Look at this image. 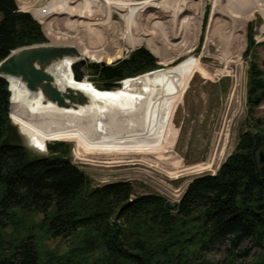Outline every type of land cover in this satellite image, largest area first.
Instances as JSON below:
<instances>
[{
    "label": "trees",
    "instance_id": "obj_1",
    "mask_svg": "<svg viewBox=\"0 0 264 264\" xmlns=\"http://www.w3.org/2000/svg\"><path fill=\"white\" fill-rule=\"evenodd\" d=\"M0 14V62L18 48L48 42L41 24L15 0H0ZM249 28L247 51L255 45L253 25ZM250 66L249 94L255 95L264 91V71L256 63ZM90 68L98 80L95 87L107 91L161 69L144 47ZM10 99L9 83L0 77V264H214L207 256L216 246L233 252L252 242L264 250V208L257 209L264 203L261 121L239 136L216 174L192 180L170 209L159 194L136 196L130 181L92 186L64 143L48 144L50 156L33 163L24 149L2 148L11 122ZM35 216H42L50 237L79 240L63 257L44 262L27 227Z\"/></svg>",
    "mask_w": 264,
    "mask_h": 264
},
{
    "label": "bare ground",
    "instance_id": "obj_2",
    "mask_svg": "<svg viewBox=\"0 0 264 264\" xmlns=\"http://www.w3.org/2000/svg\"><path fill=\"white\" fill-rule=\"evenodd\" d=\"M18 1L29 5L53 45L74 47L90 62L111 63L123 57L126 51L142 45H147L156 55L163 47L184 55L197 45L200 33V11L193 12L185 0H52L46 12L35 9V0ZM228 8L230 15L240 19L242 25L255 12H264L263 0H228ZM216 9H219L217 0L213 7L212 25ZM195 27V41L191 44L188 38ZM235 28L232 34L237 32ZM236 39V46L229 44L230 47L226 46L223 51L219 49L225 61V72H228L229 63L240 59L245 47L244 36ZM75 61L64 58L50 69V73L55 77L54 85L58 89L71 87L92 98L89 103L77 107H59L41 90L30 91L22 80L9 79V88L12 87L10 117L23 137L43 152L48 151V143L65 141L75 143L77 154L82 159L88 155L143 156V161H131L138 166L148 163L146 156L155 155L159 162L167 161L169 166L170 159L163 153L174 142L173 113L168 110L164 114L167 115L161 118L156 96L167 94V91L151 87L155 80L164 79L167 85H171V93L177 90L183 95L194 73L205 75L200 59L192 67L180 71L157 70L127 80L119 89L112 91H99L87 78L82 82L73 81L70 66ZM166 132L172 136L165 149L160 140ZM179 164L175 162L173 166L178 167Z\"/></svg>",
    "mask_w": 264,
    "mask_h": 264
},
{
    "label": "rangeland",
    "instance_id": "obj_3",
    "mask_svg": "<svg viewBox=\"0 0 264 264\" xmlns=\"http://www.w3.org/2000/svg\"><path fill=\"white\" fill-rule=\"evenodd\" d=\"M15 1L21 11L29 12L33 16L28 4L23 5L21 1ZM51 1L35 0L33 5L35 9L46 12ZM215 1L185 0L186 5L194 9L193 12L200 11L198 16L201 15L197 45L190 50L191 52L188 51L184 55H178L174 51H167L163 47L159 55H156L151 52L147 45H142L131 49V51H126L123 57L113 61L114 63L122 60L135 50L143 47L158 59L160 70H165L166 72L180 71L192 67L200 59L201 68L205 75L194 73L183 95H181V91L177 90L171 93V85H167L164 79L162 81L155 80L151 87L152 89H165L167 91V94L156 96L161 118L167 115L164 114L168 110L173 113L171 123L175 128V135L172 147L168 150L166 149L167 143L171 141L172 135L170 132L163 133L160 140V144L164 145L165 151H167L163 155L165 158L170 159L168 161L169 166L166 165L167 161L159 162L155 155L146 156L149 159L148 163L138 166L131 161L133 159L142 160L143 156L130 155L120 158L119 156L109 155H88L82 159L77 154L75 143L55 142L64 143L68 147L73 163L90 178L92 186L100 187L109 183L130 181L134 185L136 196L159 194L174 205L180 201L188 185L196 177L204 174H216L220 166L234 151L239 136L247 131L255 120H259L264 124V94L260 92L250 95L248 88L249 71L252 62L256 63L264 71V45L261 44L264 40L258 43L255 39L256 35H260V29L264 25L261 13L260 11L254 13L246 21L247 24L242 25L239 21L240 19H235L230 15L228 0H217L219 9L215 11V20L212 25L211 18ZM1 18L2 15L0 14V20ZM251 25H253V30L254 27H257L258 30L253 31L254 47L247 51L249 47L248 33ZM234 28L237 31L234 33L235 35L232 34ZM42 30L48 40L47 43L52 44L43 26ZM195 34L196 27L194 31L190 32V37L188 38L191 44L195 41ZM237 36L238 38L243 36L245 38L244 52L242 51L243 54L241 53L240 59H235L232 63H229L228 72H225V61L221 58V51L226 46H236V43H238ZM262 37L264 38V35ZM66 58L74 59L73 57ZM99 63L110 65L105 61H91L83 68L87 80L94 87L93 82L98 83V80L94 77L90 65ZM139 77L128 78V80ZM121 86H123L122 82H120ZM95 88L98 89L97 87ZM260 94L263 95L257 100V96ZM250 98L251 101H249ZM128 143L127 145L130 146L131 144ZM48 144L52 145L54 142ZM48 156H50L49 152ZM116 158L120 159L115 161ZM118 161L121 162L113 164V162ZM175 162L180 163L178 167L173 166ZM199 165L201 166L200 168H195ZM41 221L42 216H35L30 220L27 227L29 231L35 233L39 255L44 262L48 261V259L63 257L76 244V240H79V238L75 237L52 238L47 234ZM7 231L13 232V228ZM228 249L229 246H216L208 253L207 260L214 264H221L226 261L230 263L233 261L235 264H253L259 259H264V250L253 248L252 242L245 243L241 248L233 252H228ZM248 251L250 254L246 255L245 253Z\"/></svg>",
    "mask_w": 264,
    "mask_h": 264
},
{
    "label": "water",
    "instance_id": "obj_4",
    "mask_svg": "<svg viewBox=\"0 0 264 264\" xmlns=\"http://www.w3.org/2000/svg\"><path fill=\"white\" fill-rule=\"evenodd\" d=\"M66 57H73L76 61L70 66L71 77L75 82H82L86 79L83 68L90 62L74 47L57 46L43 43L18 48L12 51L0 62V77L6 79L22 80L30 91L41 90L44 96L56 103L59 107H77L92 101V98L79 90L67 87L65 90L58 89L55 85V77L50 69ZM113 62L109 63L112 64ZM264 94V91L261 92ZM257 96V100L263 95ZM251 101V98L249 99ZM2 148L18 147L25 150L30 163L48 158V151H38L20 133L18 127L11 121L8 125V134L1 144ZM258 163L264 165V150L258 153ZM170 209L174 205L167 202ZM264 203L257 206L263 209Z\"/></svg>",
    "mask_w": 264,
    "mask_h": 264
},
{
    "label": "built area",
    "instance_id": "obj_5",
    "mask_svg": "<svg viewBox=\"0 0 264 264\" xmlns=\"http://www.w3.org/2000/svg\"><path fill=\"white\" fill-rule=\"evenodd\" d=\"M263 4H264V0H263ZM258 12V11H257ZM256 13V12H255ZM260 13H262L261 14V18H262V20L264 21V12H261L260 11ZM258 30V28L256 27H254V31H257ZM262 35H264V25L261 27V29H260V35H256L255 36V39H256V41L259 43V42H261V41H263L264 40V38L262 37Z\"/></svg>",
    "mask_w": 264,
    "mask_h": 264
}]
</instances>
